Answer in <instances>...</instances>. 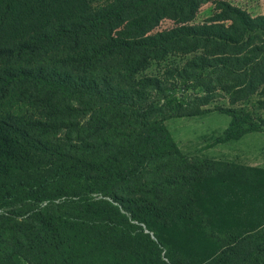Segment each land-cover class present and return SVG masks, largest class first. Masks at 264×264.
I'll return each mask as SVG.
<instances>
[{
	"label": "trees",
	"instance_id": "16d2710c",
	"mask_svg": "<svg viewBox=\"0 0 264 264\" xmlns=\"http://www.w3.org/2000/svg\"><path fill=\"white\" fill-rule=\"evenodd\" d=\"M213 111L220 143L264 130V15L0 0V264H264V168L187 156L166 127Z\"/></svg>",
	"mask_w": 264,
	"mask_h": 264
},
{
	"label": "rangeland",
	"instance_id": "374dc122",
	"mask_svg": "<svg viewBox=\"0 0 264 264\" xmlns=\"http://www.w3.org/2000/svg\"><path fill=\"white\" fill-rule=\"evenodd\" d=\"M239 8L246 10L253 17L264 15V0H230ZM215 5L210 3L202 7L195 24L205 22L213 14ZM172 23L165 21L161 28L167 29ZM183 57H173L166 62L151 64L145 75L161 77L168 65L184 63ZM256 97L242 104L240 107L248 109L256 101ZM219 106L228 107L225 100L217 103ZM211 105L210 108H214ZM230 117L218 111H213L203 116L194 118H176L166 122L173 140L178 148L187 156L218 160L251 167L264 168V130L262 132L245 135L241 140L228 143H220L225 130L230 124ZM96 197V196H95ZM96 198L100 199V196ZM137 224V223H136ZM145 229L144 225H142ZM146 233L148 231L146 230ZM153 237V236H152ZM154 238V237H153ZM21 264H25L20 261Z\"/></svg>",
	"mask_w": 264,
	"mask_h": 264
}]
</instances>
